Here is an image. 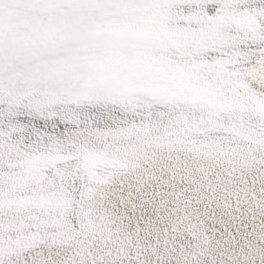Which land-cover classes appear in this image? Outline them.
Segmentation results:
<instances>
[{"label": "snow or ice", "instance_id": "snow-or-ice-1", "mask_svg": "<svg viewBox=\"0 0 264 264\" xmlns=\"http://www.w3.org/2000/svg\"><path fill=\"white\" fill-rule=\"evenodd\" d=\"M0 264H264V0H0Z\"/></svg>", "mask_w": 264, "mask_h": 264}]
</instances>
